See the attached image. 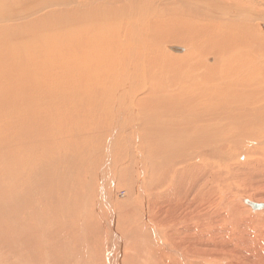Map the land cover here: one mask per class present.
<instances>
[{"label":"bare ground","instance_id":"bare-ground-1","mask_svg":"<svg viewBox=\"0 0 264 264\" xmlns=\"http://www.w3.org/2000/svg\"><path fill=\"white\" fill-rule=\"evenodd\" d=\"M0 109V124L8 120L11 135L9 142L0 140L2 232L24 234L27 217L42 209L43 229L55 211L71 220L66 209H75L69 189L78 177L74 156L94 139L91 146L102 142L97 150L107 156L97 199L120 210L118 218L110 211L114 243L121 219L120 228L134 229L131 239L142 240L158 264L173 262L178 251L219 249L217 238L233 234L222 223L242 214L220 198L234 187L218 186L242 169L225 152L239 147V160L264 150V0H0ZM65 112L72 114L73 129L61 126ZM115 151H123L116 173L130 200L106 191ZM47 163L56 175L50 183L58 187H34L45 184L38 173ZM152 167L155 187L143 194L136 173ZM60 191L68 201L53 210L46 199ZM30 192L35 197L26 207ZM216 200L226 216L211 209ZM241 202L252 211L264 208ZM146 219L155 221V233L144 230ZM159 240L170 243L165 248L173 256Z\"/></svg>","mask_w":264,"mask_h":264},{"label":"rangeland","instance_id":"rangeland-1","mask_svg":"<svg viewBox=\"0 0 264 264\" xmlns=\"http://www.w3.org/2000/svg\"><path fill=\"white\" fill-rule=\"evenodd\" d=\"M206 57L209 56L207 55ZM65 88L67 87H62V89ZM2 113L4 112L2 109H0V116L2 115ZM89 117H92L93 119L92 123L96 124L95 121H98L96 116L91 115ZM60 119L61 120L59 121L61 122L62 127L64 126L67 127V125H70V128L73 129L72 114L70 112H65L63 115L60 116ZM48 123L51 122L48 121L44 125L46 126V124ZM0 126H1L0 140L9 142L11 135H10V125L8 124V120L1 123ZM93 128H95L94 125ZM129 129L130 127H125L123 129V132L126 133ZM93 140L86 143L85 147L80 151V154L78 156H74V160L76 161L75 169L78 173V177L76 179L72 178L70 180V184H74V185H71L69 189H73V192L70 190L71 195L75 192V202H74L75 209H73L72 206H70L71 208L69 207L66 209V211H68L66 212V214L67 216H70L69 218H71V220L64 219L65 216L59 217V213L56 211L54 212V214H51L53 212L51 211L48 213L51 214L50 215L51 224L45 227L44 230L39 225L40 217L45 215V211L42 209L34 213L33 216L27 217L28 229L24 232L26 237L24 234H22V232H13V231L10 232V228L3 230L5 233L0 230V238H1L0 251L3 252V254L0 256V264H4V262L5 264H125V262H127L126 264H144V263L158 264V262H155V254L148 255V252L146 251L145 248V244L142 240L139 241L138 239L137 241V239H133V238L131 239V237L135 233L134 229L131 228L130 229L132 231L131 232L130 230L128 231V229L126 228H124L123 230L120 228L122 222L121 219H119L120 225H118V227H116V222L113 225V227H116L114 229L117 232L116 234L120 235L118 236L120 240L117 241L116 243L112 241L110 234L111 233L110 228L112 225L110 222V211L112 212L113 210L114 215L116 216V218H118V216L120 217V210L119 209L117 210L115 204L113 203L110 204L111 208L107 207V205L103 204L102 202L104 201L103 198H102L103 200L97 199L98 190L99 187L101 186V182L99 180L101 165L105 162L107 156H105L104 154L101 155L97 150L98 148H102V142H98L97 144H95V146H98L95 149L93 148L94 145L91 146ZM5 151L6 149L4 148L3 155H5L4 154ZM121 153L123 154V151H115L112 153L113 155L110 157L112 159V162L114 163V166L113 168L109 169L110 174H107L106 176L107 180L110 179L106 191L110 189L111 191H113V193H115V196L118 197V198L116 197L118 201L120 200L126 201L125 199H127V197H128L127 200H130V191L125 190V187L122 184L123 180L121 176L119 177V175L116 173V169L118 165L124 158L123 155H121ZM225 154L226 156L227 155L232 156L233 166H237V167L242 166L241 170L236 171L235 179L227 177L231 175L230 170H233V166L231 167V169L227 168L224 173L222 172L221 174L222 180H224L225 177H227L225 179L227 182L225 184L221 183L218 186L222 189H224L225 187L226 188L234 187V190L224 191L225 198L221 196L220 198H222L225 202L229 204H233L234 205L233 208H235L236 210L242 211L241 212L242 214L240 213L241 215L237 216L238 219L235 218V222L234 220H232L233 223L231 221L230 222L224 221L222 223L223 224L222 229L233 230V234L231 233L229 235L223 236L222 238L223 240L221 242L220 239L217 238V240L221 245V248L219 247V249L215 247L204 248V249L201 248L203 249L202 253H193V252L186 253L183 251H178V253L181 254L182 257L186 256L185 261H182L180 255L177 254L174 255V261L169 262V264H184V263L185 264L186 263L187 264H264V212L262 211L264 210V208L261 211H257V210L252 211L241 202V200L243 199H248L255 203H264V168H263L264 166H261L260 168L257 166V163L259 161L264 165V160H263L264 150L255 153L254 155L255 157L251 155L250 157H245L244 159L242 158L239 160L237 159L239 158V147L237 149L231 148L230 150L226 151ZM35 163L36 164L33 163V168L37 169L35 166L38 167L39 165L37 161H35ZM0 170L2 169L0 168ZM36 172L38 173V171ZM36 172H34L35 175H32L34 179L35 177L37 179ZM43 172L44 173L40 175L38 173V179L41 180L42 183L44 182L45 184L47 183L48 185L47 184L45 185L43 183L45 186L41 184L39 186H34V187H42L43 189L44 187L45 189L47 187H48L47 189L49 188L55 189L56 187H58L56 183H53L52 185L50 183L51 180H53L52 177L54 175L52 172V167L50 166L49 163H47V165L44 167ZM66 172L67 171H64L62 173L65 174ZM5 173H6V169L4 170V174ZM62 173L61 175H63ZM139 174L141 175L139 176ZM237 175L239 177H237ZM54 177H56V175ZM131 177L134 178V176ZM136 177L137 179L140 178L139 181L142 186L139 184L138 189L140 190L141 193L147 194L148 189L150 187L151 188L155 187V172L153 171V167L150 169L145 168L144 170L136 173ZM147 177H149L148 180ZM26 179H28V177H26ZM26 179L25 182L28 183L29 179L28 180ZM134 182L135 181H133L132 184H134ZM0 187H1V182H0ZM134 187L136 188L138 187V185H134ZM3 188L5 189L6 187ZM62 188H68V187H62ZM33 189L38 190V188H33ZM126 191L128 192V195L126 196V198H124L125 196L123 195H125ZM153 193H155V190L153 191ZM3 194H4L3 195L4 201H6L8 199L7 190H4ZM58 194L53 192L50 198L48 197L46 199L47 201L45 200L46 202H48L47 205L52 203L53 210H57V209L60 210V206L63 207L64 204L66 205V202H64L66 199L63 200L62 192L60 191ZM52 196H54V198ZM34 197H35L34 193L30 192V195L27 198L26 207L31 206V202L33 201ZM72 197L74 196H71V198ZM240 197L241 199H239ZM86 198H87V202H86ZM152 200H154L155 202L154 195L152 197ZM218 201L220 202V200ZM218 201L216 200L215 203L212 204L211 209L215 211H221V213H224V216H226L227 210H225V208L222 207L223 205L221 204L219 205V203H217ZM99 202H102L103 205L102 207H100L99 204L101 203ZM149 202H151L150 198H149ZM84 203L85 205L87 204V209L82 210L81 208L83 207ZM15 214H18L16 208H15ZM57 215L58 217H56ZM116 218L113 221H116ZM1 226L2 224L0 223V227ZM143 227L144 230L154 228V233H155V221H149L146 219L144 221ZM47 228L48 230H46ZM137 228L138 230L142 229V227L138 223H137ZM28 230L30 231L34 230V232L32 231L29 234L30 231L28 232ZM17 233L20 234L21 239H23L24 236L23 241L20 239L19 234ZM194 233L196 235L197 231H194ZM10 234L13 237H11ZM199 234L200 235H198V237L203 238L207 244L211 245L214 243L215 238L207 237L208 234L205 235V233L204 235L202 233ZM31 236L33 237L31 238ZM57 236L58 238H61V240L56 238ZM12 238H13V242H12ZM17 239H19L21 243ZM14 241L17 242V244L15 242L16 245L14 244ZM27 241H31V243H29V245H25ZM159 243L163 247V252L165 254H171V252H169L165 248L167 245H170V243L167 242V240L166 242H164L165 244L160 240ZM20 246L21 247L25 246V247L21 248ZM222 246L224 247L222 248ZM20 249L23 251H20ZM110 252H113V254ZM171 255L173 256V254ZM134 259L136 260L134 261ZM142 260H144V263L142 262Z\"/></svg>","mask_w":264,"mask_h":264},{"label":"water","instance_id":"water-1","mask_svg":"<svg viewBox=\"0 0 264 264\" xmlns=\"http://www.w3.org/2000/svg\"><path fill=\"white\" fill-rule=\"evenodd\" d=\"M256 208H258L259 207V205H254Z\"/></svg>","mask_w":264,"mask_h":264}]
</instances>
